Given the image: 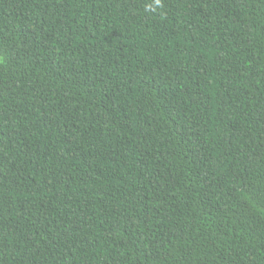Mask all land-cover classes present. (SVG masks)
Masks as SVG:
<instances>
[{"label": "trees", "instance_id": "1", "mask_svg": "<svg viewBox=\"0 0 264 264\" xmlns=\"http://www.w3.org/2000/svg\"><path fill=\"white\" fill-rule=\"evenodd\" d=\"M0 264H264V0H0Z\"/></svg>", "mask_w": 264, "mask_h": 264}, {"label": "clouds", "instance_id": "2", "mask_svg": "<svg viewBox=\"0 0 264 264\" xmlns=\"http://www.w3.org/2000/svg\"><path fill=\"white\" fill-rule=\"evenodd\" d=\"M157 2H158V0H157Z\"/></svg>", "mask_w": 264, "mask_h": 264}]
</instances>
